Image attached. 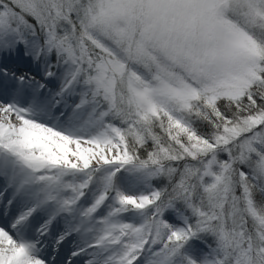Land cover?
I'll return each mask as SVG.
<instances>
[{"label": "snow or ice", "instance_id": "6c2138e0", "mask_svg": "<svg viewBox=\"0 0 264 264\" xmlns=\"http://www.w3.org/2000/svg\"><path fill=\"white\" fill-rule=\"evenodd\" d=\"M0 264H264V0H0Z\"/></svg>", "mask_w": 264, "mask_h": 264}, {"label": "bare ground", "instance_id": "6f19581e", "mask_svg": "<svg viewBox=\"0 0 264 264\" xmlns=\"http://www.w3.org/2000/svg\"><path fill=\"white\" fill-rule=\"evenodd\" d=\"M12 66L13 67H17L18 66L20 71L27 70V69H29L31 67L29 62L26 59H23V58H21L20 60L16 61ZM167 215H171V213H168ZM171 218H172V221L174 222L173 216ZM195 243H199L200 244L199 241H193V246L194 247H195Z\"/></svg>", "mask_w": 264, "mask_h": 264}, {"label": "trees", "instance_id": "16d2710c", "mask_svg": "<svg viewBox=\"0 0 264 264\" xmlns=\"http://www.w3.org/2000/svg\"><path fill=\"white\" fill-rule=\"evenodd\" d=\"M221 108L223 109V104H221ZM198 128H199V130H200L202 133H203V132H205V131H207V129H206V126H205V125H203V124H201V125H198ZM141 155L143 156V155H144V153H143V152H141ZM162 183H164V181H163V180H159V181H157V184H162ZM256 199H257V200H260V199H261V197H260L259 195H257Z\"/></svg>", "mask_w": 264, "mask_h": 264}, {"label": "rangeland", "instance_id": "374dc122", "mask_svg": "<svg viewBox=\"0 0 264 264\" xmlns=\"http://www.w3.org/2000/svg\"><path fill=\"white\" fill-rule=\"evenodd\" d=\"M149 147H151V145H149ZM173 216V214L171 213V215H167V217L169 218V220L171 221V222H173L172 221V217ZM174 222L175 223H178L177 221H175L174 220ZM196 250H200L201 248H202V245L201 244H199V243H195V247H194Z\"/></svg>", "mask_w": 264, "mask_h": 264}]
</instances>
